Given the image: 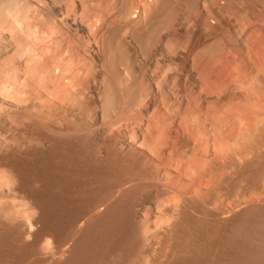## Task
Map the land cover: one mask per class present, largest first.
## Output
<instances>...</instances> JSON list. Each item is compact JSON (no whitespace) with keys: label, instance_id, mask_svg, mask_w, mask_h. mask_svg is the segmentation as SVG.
Here are the masks:
<instances>
[{"label":"bare ground","instance_id":"bare-ground-1","mask_svg":"<svg viewBox=\"0 0 264 264\" xmlns=\"http://www.w3.org/2000/svg\"><path fill=\"white\" fill-rule=\"evenodd\" d=\"M110 1H113L114 5L106 10V6H110ZM218 1L209 4L207 9L222 20L221 14L229 7H237L238 0H220L224 2L220 4ZM136 2L137 0H85L88 14H85L81 20L72 19L73 24H70L74 27L73 29L70 27V31L77 33L76 36L82 33L78 39L86 36L88 40L89 37L90 45H81V48L80 44L78 48L74 46L72 42L74 39L70 41L72 36H69L71 32L67 31L69 28L67 26H70L67 15L61 13V18L59 17L61 6L57 9L54 3L48 10L42 28L52 26L53 32L50 41H46L48 43L42 47L43 49H39L43 56L46 52L50 54V59L48 58L50 61L46 60L43 63L48 62V64L40 63L43 65L37 66L40 72L50 70L52 66L55 70L58 67L64 70V77L66 76L63 78L64 83L60 87L61 90H56L59 86L56 88L54 86L55 92H58L55 94L63 93L61 100L69 103V106L72 103L88 112L90 110L88 107L93 104L91 99L94 97L89 96L90 99H88L86 93L87 100L81 99L82 91L79 89L81 92H78L77 88L80 82H88L87 86L93 87V84L89 82L95 77L94 80L99 82L98 86L94 85L98 88L95 89L98 91L102 118L105 120L112 116L113 120V114L116 113L115 122L112 121L115 124L111 122L107 125H112V128L123 118L129 119L130 111L131 115L133 114L130 116L133 120L132 124L141 129L142 139L134 142L131 139V141L128 139L120 141V138L115 137L116 134L112 138L114 132L111 131L116 128L114 127L110 128L109 132L112 133V139L107 131L108 138L98 135L102 139L99 138V141L97 138V142L93 139L96 138L93 127L99 122L98 119L93 127L88 120L85 122V118L82 120V117L74 119L68 117L71 120L66 118L67 120L62 119L64 121L62 122L60 116L64 113L59 112V119H55L54 116L57 115L56 110H58L55 108V111L53 109L55 113L51 112L47 117L43 114L41 116V112L37 113V116H33L37 119L32 117L28 125L23 124L24 127L18 135L16 132V135H11V138L0 137V168L2 169L0 196H11V194L20 196L26 206L23 214L15 206L12 209L0 201V264H264V200L253 196L254 192L264 186V154L256 149L259 140L264 136V123L245 121L236 115L221 117L217 112H208L201 116V111L196 117L192 116L194 119H186V121L184 119L180 124L177 122H175L176 125L172 124L173 130L170 125L171 134L159 140L164 133L153 130L155 127L158 130L164 126L151 119L147 120L144 116L148 115L156 89L159 87L156 81L157 73L163 69L160 64L173 63L176 59L174 56L169 57L164 54L166 42H169L167 39L175 40L179 34L176 28V9L173 7V0H138ZM106 3L109 4L106 5ZM187 5L193 11L196 8V4L192 1ZM27 9H29L27 4L20 3V0H0V26L8 18L9 23L12 24L11 28L15 30L16 25L26 19ZM204 14H201V18L206 17ZM2 20L3 23H1ZM95 21L99 23V26ZM92 24H96L94 26L97 27L92 28ZM64 25H67V28ZM88 25L92 27L89 26V28ZM205 27L209 31L214 30L211 24L207 23ZM86 37H83V40ZM68 42L69 44L72 42L70 44L72 46L66 49ZM91 42L94 43L91 44ZM200 46L201 44L197 41L193 46L194 50ZM137 49L144 52L149 61L145 60V56L144 60L148 61V67L153 69L150 75L148 74L151 85L146 90L142 88V82L140 83L138 76L142 73L141 65L145 61L140 59L143 61L141 63L136 57ZM83 50L86 53H83ZM81 51L83 54L95 53V60L92 61L98 64L92 62V64L95 63V68L90 66L94 71L85 67L89 66L90 61H86L87 65L84 66L88 70L86 72L81 69L84 68L83 66L72 67L68 60H63L65 52L76 53L75 55L80 57V54L84 56ZM202 51L204 54H210L207 48H203L200 53ZM78 60L80 61L79 58ZM83 61L85 62L84 57ZM200 61L195 58L193 61L199 87L208 82L203 74L209 71V60L204 64ZM3 68L0 65V84H3L2 79L9 74L3 75L7 71L4 72ZM51 71L47 72L53 73ZM80 73L83 74V78L84 74L93 78L79 79ZM42 79H39L41 80L39 83L43 85L45 83ZM39 80L36 82L38 83ZM45 81L52 82L49 79ZM53 82L55 85L54 80ZM82 90L86 92L84 87ZM90 91L92 89L87 92ZM141 91L146 94L144 97ZM140 102L145 105L143 104V108H140L138 113L136 111L133 113L132 109L135 110L134 108L138 107ZM63 104L55 105L62 108ZM119 108L125 111L131 110L123 111L127 113L125 115H128L123 117L124 113L120 115L122 110ZM115 109H119L120 114ZM114 110L115 112H112ZM118 114L119 117L122 116L121 119H117ZM1 115L3 117V114ZM11 115L14 116V114ZM97 115L96 118H98ZM102 118H100L101 121ZM57 120L59 124L62 122L61 128L60 126L53 128L55 127L53 125L58 123ZM92 121H94L93 116ZM105 121L101 124L105 125ZM126 121L119 122L117 125L123 126L122 124L128 122ZM104 128L102 130L105 132ZM107 128L106 130L109 129ZM121 129L123 130V127ZM104 132L102 133L106 135ZM48 133H51L52 137L48 136ZM172 135H175L174 140H178L179 144L183 145L181 148L177 145L179 149L176 155L173 153L175 156L168 155V151H172L168 142L170 138L172 139ZM133 137H137L136 133ZM167 156L171 160L175 158L177 163L169 164L166 160ZM150 157L156 158L157 163L148 159ZM170 167H174L175 170ZM226 168L231 170L235 168L238 176L236 185L230 184L229 188L224 186ZM64 173L67 178L69 177L70 182L75 181L79 186L73 185L74 183L68 184L69 179L64 177ZM3 179L7 181L3 182ZM88 179L97 182L99 189L95 190L91 184L88 185L92 189H85L89 187L85 185L87 183L82 186L78 183L79 180L86 182ZM242 182L247 183L245 189H238L237 184ZM67 188H71L72 193H75L76 200L67 201L66 198L63 199L64 201L62 198L57 200L58 197L56 199L55 194L58 195L59 191L63 196ZM171 195L180 202L174 204L172 200H169L173 198V196L170 197ZM209 197L227 201L233 199L229 205L209 207L208 205L211 204L208 201Z\"/></svg>","mask_w":264,"mask_h":264},{"label":"rangeland","instance_id":"rangeland-1","mask_svg":"<svg viewBox=\"0 0 264 264\" xmlns=\"http://www.w3.org/2000/svg\"><path fill=\"white\" fill-rule=\"evenodd\" d=\"M191 1L196 4V8L194 9V11L189 9V7L187 5ZM191 1L190 0H173V2H174L173 7L176 9V16H177L176 28L178 29L179 34H178V36L175 37V38H177L175 40H174V38L167 39V41H169V42H166V46L164 48L165 49L164 54L169 56V57L174 56V58H176V59L174 60L173 63H170L168 61L170 63V65L167 62L164 64H162V63L160 64V67H162L163 69H162V71H159V73H157V81H156V83H159V87H158V89H156L155 97H154V100L152 103L153 105L150 106L148 115L144 116V118H146L147 120L151 119L155 123H157V124L160 123V125L162 124L161 126H164V128L163 127L160 128V126H158V128H160L158 130H157V127H155V130H153L155 132L156 131L160 132L161 134L164 133L161 136L159 135L160 136L159 140H162V139L168 137L169 133L171 134V132L173 130L172 126L176 125L175 122L180 124L181 122H183L184 119H185L184 121H186V119L187 120L194 119V117H196L197 114L200 113L201 111H202L200 114L201 116H202V114H205L208 112L209 113H216L217 112V113H219L218 115H220L221 117H223V116L229 117L232 115H236V116H238L239 119H244L245 121H262L264 123V0H251V1L250 0H238V1H236L237 7L236 6L233 8L229 7L226 10L227 12L225 11L221 14V16H222L221 18H223L222 20L218 19L216 17V15L211 12V10L207 9V6L209 4H214L215 3L214 1H217V0H191ZM110 2H109L110 6L109 5H108L109 7L106 6L107 7L106 10L108 8L111 9L113 7V5H114L113 1H110ZM137 2H138V0H137ZM218 2H219V4L224 3L223 1H220V0ZM20 3H22V4L26 3L28 8H29V9H27L26 19L23 20L22 23H20L19 25H16L15 30L13 28H11L12 24L9 23L8 18L5 19L4 23H3V20H4L3 19L1 21V23H3V24H1V26H0V34H1L0 35V41H1L0 42V48H1L0 49V61L3 60L2 61L3 63L0 62V65H2V68L5 67V69L3 68L4 72H5V70L8 71V72L6 71L3 75H6L7 73H9L5 77L3 76L4 78L2 79L3 81L1 82L3 84H0V101H1L0 102V113L2 111L1 114H3V117L0 114V119H1L0 120V137L11 138V135L12 136H14L16 134L18 135L21 131V128H23L24 125H26V124L28 125L31 122L32 117L35 115L37 116V113L41 112V114H40L41 116L43 114V116L47 117V115H49L51 112L55 113L54 112L55 109H58V110H56V114L58 116L54 114L55 119H59V116H60L59 112H60V114L64 113L63 115L67 116V117L66 116L63 117V115L60 116V121H62V122H64L62 119L67 118V119L71 120L70 118L74 119V118L82 117V120H84L83 118H85V122H87V120H88V122H90L89 124H92V127H93L94 126L93 124H95L97 122L96 119H98L99 122L96 123L98 128L96 127V124H95V126L93 127V130L96 132H99V133L104 132L102 130V128H104L105 125H107L108 123L110 124L112 121L115 122L116 113L113 114L114 115L113 120L111 119L112 116H110L108 119H105L107 121L111 119L108 122H106L102 118V113H101L102 111H100V109H99L101 107V105H100V101L98 100L99 99L98 98V91L95 89V88H97L96 86L99 85V82L94 80L95 77L93 78L92 76L90 77V76H87L86 74H84V78H83L82 73H80L81 75H79V79L83 78V80L86 77L89 79L93 78L89 82V84H91V83L93 84V87H92V85L87 86L88 82H86V83L83 82L84 86L82 85L83 83L80 82L81 84H79L80 86H78V88H77V90L81 89V91H82V92L80 90L78 91V92L82 93L80 96L83 95L81 97V99L83 98V100H85V99L87 100V98L89 96L94 97L93 98L94 100L91 99L93 101V104L91 105L90 104L91 102L89 103L91 105L88 107L90 110H88V112H85L82 109H80L78 106L73 105L72 103H70V106H69V103L66 102L67 103L66 104L65 101L61 100L62 99L61 96L63 93H60L58 95L55 94L58 92H55L54 86H55V88L57 86H59V88L57 87L56 90H61L60 87L64 83L63 78L66 77V76L64 77V70H62L61 67H58V69L55 70L52 66L50 68V70H46L45 72L44 71L40 72L39 67H38L40 65V63H43L46 60L50 61L49 60L50 54L47 52H46L47 54L45 52H43V54L45 53L43 56L41 54V49H39V48H42L46 43H48L50 41V37H51L52 32H53L52 26H50V27L47 26L45 28H42L43 27L42 23L46 21L45 19L47 17V13H48V10L50 9V7H52V5L54 3L56 4L55 6H57V9L61 6L59 8V17L61 16V13L64 15H67L66 18H68L67 20H68V23L70 25V24H73V20H75V19L81 20V18L83 19L85 14H88L89 10L86 7L87 5L85 3V0H75V1L74 0H59V1L58 0L57 1L56 0H46V1L45 0H20ZM109 3H106V5ZM42 7H44V8H42ZM206 11H208L209 14L206 13ZM201 14L206 15V17L201 18ZM205 20H207V21H205ZM58 23L60 24L59 21H58ZM95 23L99 26V23H97L96 21H95ZM207 23L211 24V26L214 27L213 31H209L206 29L205 24H207ZM96 24H94V25H96ZM90 25H88V27ZM94 25H93V27L92 26H90V27L96 28L97 26H94ZM64 26L66 27L67 25H64ZM67 27H69L67 29V31L69 30V32L73 33V34H71V33L68 34V32L65 31L69 36L70 35L72 36V37H70V38H72V39H70V41H72L73 39L75 41V38H77L76 41L78 43L76 41L75 42L72 41L76 48L79 47L78 46L79 44H80V48H81V45H90V43H88L89 37H88V40H87L86 36H82V39H78L81 37L82 33H80L81 35L78 33V36H76L77 33L74 34L73 30L70 31L71 28L72 29L74 28L73 25H70ZM74 35H75V37H74ZM53 37L55 38V36H53ZM83 37H86V38L83 40ZM79 40H82L81 41L82 43ZM29 41H30V43H29ZM46 41H48V42H46ZM90 41H92V39ZM197 41L201 44V46H200V48H197L194 50L193 46ZM72 42H70V44ZM75 43L77 45H75ZM93 43L94 42H91V44H93ZM68 44H69V42H68ZM68 44H66V49H67V47L72 46V45L70 46V44L69 45ZM31 45H32V47H31ZM8 47L9 48L11 47V48L9 49ZM203 48H207L209 50L210 54L209 53L204 54L203 51H202V53H200V51ZM83 51H81V53L82 52L86 53L85 50H83ZM171 52H174L175 54L171 53ZM70 53L71 52H65V54H64L65 58L63 57L64 58L63 60H65V59L68 60L69 61L68 63H71L72 67H74V66L75 67H77V66H79V67L83 66L84 67L85 65H87L86 61H88V62L90 61L91 63L90 62H89L90 64L88 63L89 66L88 67L85 66V67L91 71V69L93 67L90 68V66H94V64L97 63L96 61H92V60H95L94 58L96 57L95 53H93V52H88L87 54L82 53L84 56H82L80 54V57L75 55L76 53H71V54ZM143 53L144 52L142 50L139 51V49H137L135 55H136V57H138L139 60L140 59L144 60V58L146 56ZM190 53H192V54H190ZM9 55H11V56H9ZM91 55H92V57H91ZM5 56H7V57H5ZM83 57L85 58V62L83 61ZM239 57H241V58H239ZM78 58L80 59L81 63L78 60ZM178 58H180V59H178ZM194 58L201 60L200 62H202V64L206 63L209 60L208 63H209V71L210 72L208 71V73L205 72L203 74V77L205 79H208L209 83L208 82H207L208 84L203 83V85H202L203 87L202 86L199 87V81L196 80V75L194 73L195 72L194 71V63H193ZM27 59H29V61ZM70 59H71V62H70ZM86 59H88V60H86ZM146 59L148 60L147 57L145 58V60ZM219 59H220V61H219ZM17 60L22 63L21 64L19 62L21 65H23V67L18 63ZM24 60H25V62H27V64L24 62ZM148 61H145L143 63V65H141L142 66L141 67L142 73H143V68L145 70L143 75L141 72H140L141 74H138V76L140 77L139 81H140V83L142 82L141 86L144 90H146V88L150 87V85H151V81L148 79H149L150 73L153 71L152 68L148 67L149 66ZM92 62H95V63L92 64ZM142 62L143 61H141V63ZM16 63H18V65ZM43 64L44 65L48 64V62L47 63L45 62ZM43 64H41L40 66H42ZM146 64H148V65H146ZM146 66L148 68H145ZM85 67L81 68V69H84L86 71L87 69ZM233 67H235V68H233ZM56 68H57V66H56ZM94 68H95V66H94ZM25 69H26V71H25ZM52 69L55 71H53ZM10 70H11V72H9ZM29 70H30V72H29ZM47 71H49V72L51 71L53 73L49 74V72H47ZM244 72H246V73H244ZM37 74H38L37 77H39L38 79L36 78ZM41 74H43V75H41ZM67 75L69 76L68 73H67ZM144 77H145V79H144ZM40 78L41 79L43 78L42 80L45 84L42 85L41 83H39V82H41V80H39ZM55 78H56V80H55ZM18 79H19V81H18ZM45 79H47V81H48V79L52 80V82L51 81L46 82ZM59 79H60V83H58ZM89 79H87V80L89 81ZM142 79H144V80L142 81ZM36 80H39L38 81L39 85L36 82ZM53 80L55 81V83L57 85L53 84L54 83ZM146 82H148L149 85ZM32 84L33 85L35 84V85L32 86ZM46 84H48V85H46ZM50 84L51 85L53 84V85L51 86ZM204 84L205 85L207 84V85L205 86ZM29 85L32 87H30ZM240 85H242L243 87ZM39 86H41V87H39ZM49 86H51V88H49ZM82 86L84 87L86 92L85 91L83 92ZM89 86H90V88L92 87L91 88L92 91H94V92L96 91V92L95 93H93L92 91L87 92V91L91 90L89 88ZM220 86H221V88H220ZM237 86H238V88H237ZM224 87H225V89H224ZM18 88H19V90H18ZM52 88L54 91L50 90ZM86 88L89 90H87ZM159 89H161V90H159ZM202 89H203V91H202ZM196 91H197V93H196ZM220 91H222V92H220ZM245 91H246V93H245ZM18 92H20V93H18ZM51 93H52V96H51ZM86 93H87V98L85 97ZM141 94L143 95L142 97H144L146 95L144 92H142ZM96 97H97V99H96ZM88 99H90V97ZM94 101H95L96 105H94L95 104ZM7 102H8V104H7ZM86 102L88 103V101H86ZM58 103L60 104V106L62 103H64L62 108L59 105H57L59 107V108H57V106L55 104H58ZM140 103H141V105H139ZM140 103L137 105L138 107L134 108L135 110L132 109L133 113H136V112L138 113L139 109L143 108V106L145 105V103H142V102H140ZM237 103H239V104H237ZM234 104H235V106H234ZM14 105H16V107ZM168 106H171V107H168ZM178 106H179V108H178ZM43 108H45V109H43ZM137 108H138V111H137ZM174 108H176V109H174ZM261 108H263V110H261ZM53 109H54V111H53ZM119 109H115V110L119 114L121 112L120 115H122L127 110L128 111L131 110V109H126V111H125V109L124 110L120 109V110H122V111H120ZM254 109H256V110H254ZM115 110L112 112H115ZM118 111H120V112H118ZM169 111L171 112V114ZM112 112L110 113L111 115H112ZM234 112H235V114H234ZM4 113H5V116H4ZM131 113L132 112L129 111L128 115L130 114V116H133V114L131 115ZM9 114H10V116H9ZM11 114H14V116ZM96 114H98L97 115L98 118H96ZM119 114L117 116V119L118 118L121 119V117H122V116L119 117ZM125 114H127V113H124L123 117L128 116ZM151 114H153V116ZM92 116H93L94 121H92ZM130 116L128 117L129 119H131ZM186 116H187V118H185ZM192 116H194V117H192ZM14 117H16V118H14ZM68 117H70V118H68ZM33 118L37 119L36 117H33ZM89 118L91 119L92 122L90 121ZM100 118H102V121ZM9 119H10V121H9ZM129 119L124 120V118H123L122 121L117 120L118 123L116 121L117 124H119V122L123 123V121H126V120L128 121V122L126 121L127 123H125L127 125L122 124L123 126H121V125L118 126L116 124V126L112 127V128H114V127L117 128V126H118V127H120V131H119V128H117V129L114 128L115 130L113 129L114 131L113 130L111 131L110 128L112 125L111 126L107 125L109 129L107 128V126L104 128V130H105L104 133L106 135H104L103 133L97 134L95 132L94 137L96 136V138H93V137L92 138L94 140H96L97 142H98V140L100 141V139H102V138L107 139L108 138L107 134L111 131L112 133L114 132V134L109 133L110 138L112 137V135H113L112 138H114V135L116 134L115 137L117 136L118 139L120 138V141L127 140V139L129 141L132 140V142L137 141L138 139L141 140L142 139L141 138V129L140 128L138 129L137 126L134 127V124H132L133 120L131 119L132 120L131 121ZM28 121H30V122L28 123ZM57 121H58V123L57 124L55 123L56 125H53V126H55L53 128H58L57 126H60V128H61L62 122H61V124H59L60 123L59 120H57ZM103 121L106 122L105 125L101 124ZM166 123H168V124H166ZM113 124H115V123H113ZM172 124H174V125H172ZM1 125H2V127H1ZM166 125H167V128H166ZM170 125L172 127V130H171ZM126 126H128V127H126ZM121 127H123V130L121 129ZM106 128L108 130H106ZM133 130L135 131L136 136H137L135 138L133 137L135 134ZM170 130H171V132H170ZM107 131H108V133H106ZM161 131H164V132H161ZM16 132H18V133H16ZM45 133L47 134V132H45ZM45 133H44V135H46ZM50 134L48 136L52 137V134L51 135ZM92 134H94V133H92ZM120 134H122V135H120ZM98 135L102 138H100ZM103 135H104V137H103ZM105 136H107V138ZM124 136H126V137H124ZM173 136H175V135H172L173 140L170 138L171 140L169 139V141H168V142H170L169 148L171 147V150H172V151H168V155H173V153L176 155L178 153V149L183 147V145L179 144L178 140H174ZM46 137H47V135H46ZM131 137L134 139H132ZM97 138H98V140H97ZM175 139H177V138H175ZM263 143H264V136L262 137V139L259 140L258 145L256 146V149H258L260 151V153H262V154H264V149H262V148H264ZM174 145L176 147H174ZM177 145L179 146V148ZM175 155H173V156H175ZM148 159L157 163V161L155 160L156 158H154V157H150ZM166 160L169 162V164H176L177 163L175 158L172 159L173 160L172 161L171 158H169V156L166 157ZM143 161H144V159H143ZM145 163H146V160H145ZM170 169H174V167L173 168L170 167ZM230 170H231V168H226L224 171V174L226 175V182L224 183V186L226 188L227 187L229 188L232 184L236 185V180L238 178L235 168H232L231 172H230ZM0 172H2L1 168H0ZM172 172H173V170H172ZM61 174H63V173H61ZM64 177H66L65 173H64ZM67 179H69V177ZM89 180L90 179L86 180V182L79 180L78 183H80L81 186L84 185V183H87L85 185L89 186V187H86L85 189H87V188L89 189L92 186L95 190H98L99 184L97 182H95L94 180H92V181H89ZM2 181L4 182L7 180L3 179ZM70 183L71 184L74 183L73 185L79 186V184L75 183V181L70 182V179H69L68 184H70ZM88 184H91V186ZM242 184H243V186H242ZM246 184H247L246 182L245 183L242 182L241 184H237L238 189H242V188L245 189ZM66 187H68V186H66ZM67 189H66V191H67L66 194L64 191L63 196L60 195V192L58 191V195L56 193L55 198L57 199V197H58L57 200H59V198L60 199L62 198V200L64 198H66L67 201H74V199L76 200L75 193H72L73 191L70 190L71 188L68 190ZM90 189H92V188H90ZM263 191H264V186L262 188L258 189L256 192H254L253 196L255 198L264 200V192ZM150 192H151V189H150ZM67 195H69L70 197H68ZM172 196L173 195H171L170 197H172ZM174 197L175 196H173V198H170L169 200H172L174 204H178L180 202L179 199H177L176 197L174 198ZM67 198H69V200ZM20 199H21L20 196L18 197L17 195H14V194H13V196H12V194H11V196H4V195L0 196V201L3 205H6L7 207L12 208V209L15 206L16 209L21 210L22 213L24 214L26 211V206H24V200L23 199L20 200ZM232 199L233 198L229 199L230 200V202H229V200L228 201L225 199L217 200V199H215V197H213V198L209 197L208 201H210L211 204L208 206L214 207L215 205H222V204L229 205L231 203ZM18 203H20L21 205ZM163 216H165V215H163Z\"/></svg>","mask_w":264,"mask_h":264}]
</instances>
